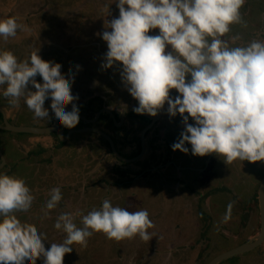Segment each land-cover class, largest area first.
<instances>
[{"label": "rangeland", "instance_id": "obj_1", "mask_svg": "<svg viewBox=\"0 0 264 264\" xmlns=\"http://www.w3.org/2000/svg\"><path fill=\"white\" fill-rule=\"evenodd\" d=\"M250 2L246 0L241 12ZM9 17H16L26 30H18L17 35L7 41L0 37V51H11L20 61L37 50L45 61L54 62L55 55L60 56L61 73L70 80L73 96L80 90L85 101L91 97L102 99L117 115L134 101L138 103L122 82L119 63L110 69L102 68L108 51L102 33L110 30L105 28V20L119 17L117 0H0V20ZM255 17L262 19L264 14L259 11ZM253 18L244 20L247 26L255 29L258 20ZM243 27L234 25L228 35H240L241 42H246L240 33L247 28ZM148 34L158 35L159 29L150 30ZM52 43L73 49L63 51ZM166 51H171V47ZM36 79L43 83L42 77ZM5 87L0 86V107L11 123L46 126L51 122L50 116L54 113L51 98L45 101L49 118L34 119L23 98L18 107L9 104L3 96ZM29 88L35 91L32 85ZM177 95L176 90L171 91L173 99ZM167 108L166 104L164 118L154 131L157 135L147 146L150 155L144 160L150 167L168 156L179 165L190 164L197 169L190 177L180 173L182 180L178 183L160 184L151 178L155 173H149V179L139 183H121L123 178L114 171V165L119 162L92 132L74 133L63 145L52 135L0 133V145L7 158V165L0 174L24 179L35 197L28 212L16 215L21 222L35 225L46 236V247L62 243L66 237L54 227L61 213L73 214L77 226L82 227V215L93 208H101L105 198H110L114 207L130 212L147 210L155 225L148 229L153 235L148 242L138 235L117 242L107 239L103 233H94L86 248L72 245L73 250L65 255L64 264H207L215 255L259 234L260 231L255 232L260 224L259 209L257 211L255 204L253 209L246 206L251 201L256 203L264 176V161L238 160L226 165L215 154L211 158L210 155H193L190 144L186 145L188 153L173 151L172 145L177 142L184 125L182 117L179 114L171 117ZM132 122L129 119V129ZM189 122L195 123L191 118ZM141 127L140 123L136 124L132 132L138 136ZM114 133L121 151L128 153L136 149L132 133L125 135V128H118ZM206 163L207 168L200 172L198 169ZM54 187L61 189L62 200L44 216L46 201ZM230 202L233 204L231 219L222 223ZM242 210L246 213L244 218H241ZM237 256L234 264H264V243L258 249ZM230 262L226 260L221 264ZM36 264H43L42 258Z\"/></svg>", "mask_w": 264, "mask_h": 264}, {"label": "clouds", "instance_id": "obj_2", "mask_svg": "<svg viewBox=\"0 0 264 264\" xmlns=\"http://www.w3.org/2000/svg\"><path fill=\"white\" fill-rule=\"evenodd\" d=\"M245 3L117 0L119 17L105 20L110 30L102 33L108 48L102 68L122 66V82L138 101L135 113L155 117L167 104L171 117H182L184 130L172 145L173 151L188 153L186 145L190 144L193 155L215 154L226 165L238 160L264 161V41L237 44L241 36L228 35L234 25L247 27L241 12ZM155 29L158 35L148 34ZM18 30L26 29L16 17L0 20V37L5 41ZM168 46L171 51H166ZM38 51L23 61L11 51H0V86H6L3 96L14 107L23 98L33 118L41 120L49 118L45 101L51 98L55 117L64 127L74 128L79 109L70 80L62 75L61 64L43 60ZM37 76L42 77V84ZM172 90L179 93L174 99ZM49 196L44 216L62 200L61 189L52 188ZM34 199L24 179L0 174V264H36L41 258L43 264H64L72 245L86 248L94 233L117 242L137 235L145 242L153 238L148 229L155 225L147 210L130 212L105 198L101 208L82 215V227L73 214L61 213L54 227L66 237L46 247V236L16 215L28 212ZM232 208L230 202L222 223L231 219Z\"/></svg>", "mask_w": 264, "mask_h": 264}, {"label": "flooded vegetation", "instance_id": "obj_3", "mask_svg": "<svg viewBox=\"0 0 264 264\" xmlns=\"http://www.w3.org/2000/svg\"><path fill=\"white\" fill-rule=\"evenodd\" d=\"M259 11H261V13L264 14V0H251L250 4L247 6V8L242 11L243 19H250V16H253L255 19L258 20V21H256L257 24L254 27L255 29H252V27H250V26H247V28L243 27V28H245L244 30L241 29L240 33L242 36H244V39H246V40L251 41L252 39H260V38L264 39V31L261 32V29L264 27V17L262 19H258L257 17H255V16H257ZM257 31H260L261 33L257 34L256 33ZM237 44H244V42L241 43V40H239V41H237ZM52 45L62 49L63 51H67V52H69L73 49V48H70V49L64 48L60 44L52 43ZM55 57H57V59L54 60V63H59L62 65V63H60V60L58 59V58L61 59V57L58 55H55ZM75 97H77L75 104L79 109V115L86 117V118L90 119L91 121L85 122L83 119H81L79 117L78 125L74 128H71V129L64 127L59 121V126L63 129L64 134H67L72 129H79V128H83V127L99 128V129L105 131L106 133H108L114 139L115 144L117 146L118 142L116 141L114 132L118 128H125V135L129 136V135H131V133L133 134L131 136H132V140L134 141V143L137 144L136 149L134 151L132 150L131 152H128V153L121 151V149L118 147H117V149L119 150V152L122 155L129 157V158L135 157L141 152V132H142V129L148 123L151 122L148 118L144 117L143 115L137 114L134 111H129L126 113V117H125L124 122L122 124H120L119 126H117L114 123L113 118L111 117V115L108 112L102 111L99 115V112L103 108H107L105 106V102L102 99H97L95 97H94L95 99H93V97H91L88 101H85L83 94L80 93V90L77 91V94L75 95ZM95 100H97L98 102H96ZM133 103L134 104L130 105V106H134V107L138 106L137 102L134 101ZM71 109H72V105L67 107V110L71 111ZM164 113H165V110L163 109V113H162L161 118H159V120L153 125V127L146 133V147L148 146V144H150V142L157 135L156 133H154V131L157 129V125L162 120ZM115 115L117 117V120L120 122V115H117L116 113H115ZM50 119H51V122L49 124H47L46 126H50V125H53L55 123L54 113L50 116ZM129 119L133 120V122H134V123L132 122L133 124L131 125L130 129H129L128 124H127ZM1 123H3V118L0 119V124ZM138 123H140V125H142V127L140 130V134L138 136H136L135 133L132 132V130H134L136 124H138ZM78 133H83V132H78ZM87 133H91V132H87ZM92 133L94 135L98 136L104 142V144L107 142L104 137L96 134L95 132H92ZM48 135L55 136V138H57V140L59 139L58 134L55 132L48 134ZM149 155H150V153L148 152V149H146L145 154L138 161L122 164L121 162H119L117 160L119 163H116L114 165L115 166L114 171L119 175V178H123L121 183H124V184L139 183L142 179H149V177H147L149 175V173H155V175H154L155 177L152 176L151 178L155 179L160 184L164 185L165 183H172V182L178 183L180 180H182L180 173L184 177H190V175H192V173H195V171L197 170L194 167H191L190 164L179 165L175 159L169 158L168 156H167V159L163 158L158 164L152 165L149 167L148 164H146V160H144V159H147ZM205 168H207V165L204 166L203 168L198 169V170L200 172H202L203 169H205ZM121 172H123L124 174H122ZM117 174H115V175L117 176ZM191 179H193V176H191ZM194 182H195V180L193 181V183ZM245 214L246 213H244L242 210L241 218H244ZM258 248H260V247H258ZM258 248H256V249H258Z\"/></svg>", "mask_w": 264, "mask_h": 264}, {"label": "water", "instance_id": "obj_4", "mask_svg": "<svg viewBox=\"0 0 264 264\" xmlns=\"http://www.w3.org/2000/svg\"><path fill=\"white\" fill-rule=\"evenodd\" d=\"M135 107L129 106L123 109L120 113V122L117 120L115 113L109 108H103L102 111L108 112L113 118L114 123L119 126L125 120L126 113L129 111H133ZM0 113L2 114L3 123L0 124V130H5L13 133H25V134H36V135H48L53 132L58 134V137L61 142H66L73 133L78 132H95L96 134L104 137L108 142L111 152L118 159L119 162L123 163H131L134 161L140 160L146 152V133L153 127V125L161 118L163 109L155 116H151L148 114H143L144 117L148 118L151 122L148 123L141 132V152L135 157H126L122 155L117 146L115 144L114 139L105 131L94 128V127H83L79 129H72L67 134H64L63 129L59 126V120L55 117V123L50 126H38V125H17L11 123L8 119L6 111L0 107ZM81 119L85 122H90L91 120L79 115ZM212 155L209 156L211 158ZM209 162V160H208ZM7 165V158L4 154L2 147L0 146V171ZM258 200H259V218H260V232L257 236L231 248L224 252H221L215 255L207 264H221L222 261H226L230 258H233L237 255L246 253L248 251L254 250L264 243V176L260 181L258 187Z\"/></svg>", "mask_w": 264, "mask_h": 264}, {"label": "trees", "instance_id": "obj_5", "mask_svg": "<svg viewBox=\"0 0 264 264\" xmlns=\"http://www.w3.org/2000/svg\"><path fill=\"white\" fill-rule=\"evenodd\" d=\"M138 116V115H137ZM0 119H2V114L0 113ZM9 131H5V130H0V133H8ZM58 142L60 143V145H63L64 143L63 142H61L60 141V139H58ZM106 144V146L108 147V149H109V152L112 154V156L116 159V160H118L114 155H113V153L111 152V149H110V146H109V144L106 142L105 143ZM2 147V146H1ZM3 149V148H2ZM118 168V167H117ZM122 174H124L123 172H121ZM256 205L257 206V211H258V209H259V200H258V195H257V198H256V203H253V201H251V202H248V204H247V206H246V208L247 209H250L253 205ZM252 209H253V207H252ZM260 220L258 219V222H259ZM260 231V224L257 226V229H256V234L258 233ZM243 243V242H242ZM238 259V256L237 257H233V258H230V259H228V260H230L231 262L230 263H227V264H234V260H237Z\"/></svg>", "mask_w": 264, "mask_h": 264}, {"label": "crops", "instance_id": "obj_6", "mask_svg": "<svg viewBox=\"0 0 264 264\" xmlns=\"http://www.w3.org/2000/svg\"><path fill=\"white\" fill-rule=\"evenodd\" d=\"M246 42H249V40H247ZM246 42H244V43H246ZM241 43H242V42H241ZM206 165H207V163H206ZM206 165H205V166H206ZM143 208L145 209V206H144Z\"/></svg>", "mask_w": 264, "mask_h": 264}]
</instances>
